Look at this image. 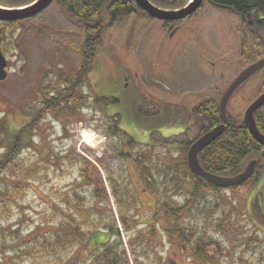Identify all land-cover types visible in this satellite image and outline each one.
I'll list each match as a JSON object with an SVG mask.
<instances>
[{"label":"trees","instance_id":"obj_1","mask_svg":"<svg viewBox=\"0 0 264 264\" xmlns=\"http://www.w3.org/2000/svg\"><path fill=\"white\" fill-rule=\"evenodd\" d=\"M33 1L35 0H0V6L17 8ZM148 1L157 8L168 10L180 8L188 2ZM207 1L214 6L232 8L239 17L244 38L240 50L243 52L246 48L249 52V56L243 61L247 60L251 64L264 57V0ZM52 3H56L61 13L81 28L82 40L76 47L80 65L69 74L56 75L53 85L39 89L34 98L42 103L41 109L30 114L24 125L12 131L0 120V218L4 219L11 216L13 208L20 206V200L31 189L32 184L44 179L45 173L49 174L48 171L44 173L48 170L47 165L53 167L52 162L48 163L47 159L37 153L38 157L35 159L24 156L26 150L36 145L35 137L43 138L39 126H36V116L47 113H51L52 117L61 113L71 115L86 108L85 105L89 103L99 105L104 111L107 103H118L113 98L96 97L92 90L87 92L83 88L93 69V63L97 60V54L104 46L105 31L133 16L153 19L137 6L135 0H54ZM23 21L0 22V46L4 38L21 27ZM243 66L245 65L242 64L239 70ZM257 74L251 76H256L254 87L257 91L262 87L264 90V68ZM241 87H237L233 95ZM221 93L222 90H218L211 99L203 97L186 112V117L181 113L183 109L177 107L179 105L176 101L165 103L168 106H162L163 110L157 113V117L170 115L184 121L192 120L197 128L196 137L180 141L183 147H179L177 156L175 152L168 151L171 143L177 142L176 139H158L157 143L164 145V149L157 148V151L149 150L146 146L138 147L119 125L121 115H107L106 135L119 146L126 144L129 147L131 154L121 151V155L127 154L126 158L132 159L137 177L144 187L160 197V200L156 199L148 215H145L146 222H140L138 214H131V209L137 206V202L129 173L121 174L120 181L115 182L107 174L118 209V220L127 234V251L130 255H127L126 248L120 241L118 228L112 225L115 222L112 211L101 209L108 207V197L102 189L97 170L91 163L78 161L74 154L66 151L57 160L59 163L68 161L71 165H79L80 181L63 194L58 216L47 222L52 228L17 247L12 258L13 264H180L162 251L165 245L168 248L174 244L186 254V260H193L198 264H247L240 256L238 263L232 261L230 256L231 250H234L236 256L239 250L241 254H245V248L250 250V244L254 241L245 232L244 223L250 219L247 208L240 205L241 216H236L237 208L224 203V211L219 215L215 214V209L223 203L221 192L224 189L208 184L203 178L193 174L186 164V152L192 142L222 122L218 110ZM235 114L226 112L227 123L220 136L198 152L203 170L220 176L235 175L243 170L249 160H256L252 175L243 184L228 188L234 195L238 189L258 183L264 175V146L254 140L242 115ZM253 116L257 129L264 134V104L258 107ZM140 159L154 162L142 163ZM86 186L88 193L81 191ZM210 197H214L213 202L216 203L211 201L203 205L204 200ZM201 206L204 208L200 209ZM19 211L21 212L20 209ZM219 211L218 208L217 212ZM261 220L260 223L264 225V218ZM142 227L151 231L150 239L145 237ZM113 234L117 238L112 241Z\"/></svg>","mask_w":264,"mask_h":264},{"label":"rangeland","instance_id":"obj_2","mask_svg":"<svg viewBox=\"0 0 264 264\" xmlns=\"http://www.w3.org/2000/svg\"><path fill=\"white\" fill-rule=\"evenodd\" d=\"M199 6L188 16L189 18L176 21L179 30H172L173 36L168 38L166 35L164 41L161 39L158 41L165 33L163 23L143 16H133L105 31L104 46L98 52L97 60L93 63V69L83 88L87 92L92 90L96 97L113 98L118 100V103H107L104 111L99 105L89 103L85 105L86 108L71 115L61 113L57 117H52L51 113H47L36 116V126H39L43 138L35 137L36 145L26 150L24 156L35 159L38 154L47 159L48 163L52 162L53 167L47 165L48 170L44 173L48 171L49 174L45 173L44 179L32 184L31 189L27 190L20 200V206L12 209L11 216L6 219L0 218V264H13L12 258L17 247L52 228L47 222L58 216L57 211L60 209L63 194L80 181L79 165H71L68 161L59 163L57 160L60 155L66 154V151L74 154L78 161L91 163L97 170L102 189L108 197V207L101 209L112 211L115 220L112 225L118 228L120 241L126 248L127 255H130L127 251L129 250L127 234L118 222V209L107 174L112 176L115 182L120 181L121 174L129 173L131 188L137 202V206L131 209V214L132 216L138 214L140 222H146L145 215H148L156 199L160 200V197L153 195L144 187L130 162L126 164L127 154L122 156L121 151L127 152V148L119 146L102 133L107 115L112 113L123 115L124 121L119 125L131 135L136 129L139 130L140 136L137 139L145 142L151 126L152 130L161 134L165 129L171 128L163 124L161 119L149 124L146 119L149 118L148 115L152 114L155 118L164 106H168L165 103L176 101L179 105L177 107L183 109L181 113L185 116L186 112L203 97L211 99L218 90L223 92L238 74L242 64L249 65V61L242 60L249 56L248 49H244L242 56L238 54L244 39L243 28L231 11L217 8L207 0H203ZM141 26H144L143 34L140 40H136ZM3 28L6 29V26ZM81 40V28L61 13L56 3L50 4L38 15L25 19L19 29L3 39L0 47L8 62L6 69L8 74L5 80L0 81V120L4 121L2 124L8 130L13 131L24 125L30 114L41 109L42 103L34 98L39 89L53 85L56 75L69 74L80 65L76 47ZM196 42L201 43L199 45ZM192 47L194 51L201 47L206 50L212 49L209 50L210 55L206 53L203 55L199 50L200 56L203 55L201 60L204 62L202 63L204 74L198 62L187 59L189 49ZM200 73L203 84L199 87L191 86L188 82L190 75L193 77L198 75L200 78ZM125 74L129 81L126 87L121 79ZM137 74L139 75L135 77ZM255 78L256 76L251 77L241 84L242 87L231 96L226 109L229 114L243 115L244 108L258 96L256 94L261 89L257 91L254 87L257 82ZM226 81L229 82L224 86ZM121 118L122 116L119 120ZM84 130H90L100 137L97 147L89 146L81 138V132ZM196 135V129L192 125L187 131L172 139L192 140ZM181 146L183 147L182 143ZM258 181L238 189L236 195L229 189L222 190L223 203L218 207L220 211L217 212V208L214 212L217 215L221 214L224 203L237 208L236 216H241L240 205L247 208L250 219L248 216L249 221L244 223L245 232L251 235L254 241L250 244V250L248 247L245 248V254H241L239 250L236 256L234 250L230 249L231 259L236 263L239 262L240 256L243 262H248L247 264H264V225L260 223L264 218V175ZM81 191L88 193V187ZM213 200L214 197H210L204 200L203 205ZM141 230H144L146 238H151L150 230L143 227ZM132 232L136 233L134 230ZM11 233L15 235L11 236ZM116 238L117 236L113 234L111 240ZM166 247L167 245L162 249L163 253L172 256L180 264H198L193 260H186V254L176 246Z\"/></svg>","mask_w":264,"mask_h":264},{"label":"water","instance_id":"obj_3","mask_svg":"<svg viewBox=\"0 0 264 264\" xmlns=\"http://www.w3.org/2000/svg\"><path fill=\"white\" fill-rule=\"evenodd\" d=\"M53 0H36L28 6L21 8H3L0 7V22H14L25 18H30L38 15L45 10ZM203 0H189L185 7H181L175 10H166L156 8L148 0H135L138 7L144 10L148 15L154 19L165 20V21H177L192 15L201 5ZM2 51L0 50V81L5 80L7 77V59L4 58ZM264 67V58L259 59L251 65L245 66L229 83V85L223 91L219 99V112L221 116V123L208 130L197 138L189 146L187 151V165L191 172L201 178H203L208 184L215 185L220 188H229L239 186L244 183L253 173L256 165V160L252 159L245 165L242 171L232 176H220L215 175L203 170L198 160V152L203 150L204 147L209 145L217 139L224 125L227 123L226 107L228 98L233 92L243 84L249 77ZM264 104V92L260 94L245 108L243 113V122L247 126L250 134L259 144L264 146V134L260 133L253 119L254 112Z\"/></svg>","mask_w":264,"mask_h":264},{"label":"flooded vegetation","instance_id":"obj_4","mask_svg":"<svg viewBox=\"0 0 264 264\" xmlns=\"http://www.w3.org/2000/svg\"><path fill=\"white\" fill-rule=\"evenodd\" d=\"M214 6V5H213ZM215 7H217V8H220V9H227V10H229V12L230 13H232V15H234V17H235V19H237V21L239 22V17L237 16V15H235V12H234V10L232 9V8H228V7H226V6H215ZM181 21V20H180ZM161 22V21H160ZM168 23H163L162 24V27H164L163 28V30L165 31V33H163V36L161 37V38H159L158 39V41L161 39V40H165L166 39V35H167V37L168 38H171L173 35L172 34H174V33H172V30H174V29H176L175 31H177V30H179L177 27H179L178 25H177V23H175L176 21H167ZM143 29H144V26H141L138 30V34L136 35V40H140L141 39V36H142V34H143ZM168 29H170V31L168 30ZM192 32H194V31H192ZM172 33V34H171ZM183 38V37H182ZM188 39V38H187ZM197 40H199V39H197ZM202 39H200V41H201ZM196 43H198L199 45H200V43L201 42H196ZM204 44H205V42H204ZM188 45V44H187ZM190 46V45H189ZM191 47V46H190ZM199 47V46H198ZM234 49V48H233ZM190 50V53L188 54V58L187 59H192V61H196V62H198V64H199V66H200V69H201V72L204 74L205 72H204V70L202 69V63H204L202 60H201V58H202V56L204 55V53H206V55H210L211 53H210V51L209 50H212V49H210L209 48V50H206L205 48H203V47H201V49H199V50H201L202 51V53H203V55L202 56H200V53H199V50L197 49V50H195L194 51V47H192V49H189ZM231 51V50H230ZM244 52H242L241 50H239V56L240 55H242ZM264 57H260V58H258L257 60H259V59H263ZM212 65V64H211ZM213 66V65H212ZM263 69V68H262ZM261 70V69H260ZM260 70H258L256 73H254L252 76H254L255 74H257ZM139 74H137V75H135V77L136 76H138ZM256 76H259V74H257ZM130 78V77H129ZM198 78H199V76L198 75H196L195 77H193V75H190V79H189V81L188 82H190V85L191 86H195V85H198V87L201 85V84H203L202 82H201V78H202V74L200 73V80H198ZM251 78V77H250ZM121 79H123V83H124V86L126 87L129 83V81H127L128 80V76L125 74V75H122L121 76ZM260 91H264L263 90V87L261 88V90ZM151 101H152V98H151ZM151 105L153 104V103H150ZM122 116V118H121V120L119 121V124H121V122H123L124 121V116L123 115H121ZM120 116V117H121ZM159 116H162L161 114H159ZM148 117L149 118H146L147 120H148V123L149 124H151V123H153L155 120H160V121H162V123L163 124H166V125H168V128H170L169 130H164V133L163 134H161V132H159V131H155V130H152V126L150 127V130L148 131V138L146 139V141L145 142H143V141H140L139 139H137V137L138 136H140L139 134V130H137L136 129V131H135V133L133 134V135H131L129 132H127V131H125L131 138H132V141L133 142H135V143H137L138 144V147H143V146H146V147H148V149L149 150H152V151H155V150H157V148L158 147H161V148H163L164 149V145L163 146H161V144H158L157 143V141L156 140H158V139H160V140H165V139H170V141H171V139H172V137H174V136H178V135H181L182 134V132H185V131H187L188 129H189V127L190 126H194L195 127V129H196V131H197V128H196V126H195V124H194V122L191 120V121H182L181 119H176V118H174L173 116H167V117H157V115H156V117L154 118V117H152V116H149L148 115ZM176 120V121H173V120ZM156 122V121H155ZM106 126H104V128H102L103 130H102V133L104 134V136H107L106 135V128H105ZM122 128V127H121ZM123 129V128H122ZM124 130V129H123ZM165 134V135H164ZM155 139V140H154ZM177 140V142H174V143H171V147H168L169 148V150L168 151H173V152H175L174 154H176V156L177 155H179L178 153H179V147H181V143H180V140H179V138H177L176 139ZM115 141V140H114ZM116 142V141H115ZM123 146L124 147H126L127 148V152L125 151V153H127L128 154V152H129V154H131V151H130V149H129V147L126 145V144H123ZM165 148H167V146L165 147ZM137 149H139V148H137ZM140 161L142 162V163H146V162H154V160H149V161H146V160H142V159H140ZM127 162H130L129 164H131V167H134L133 169L135 170V164H134V162L132 161V159H127L126 160V164H127ZM160 221V220H159ZM172 246H175V244L174 245H171L170 247H172Z\"/></svg>","mask_w":264,"mask_h":264},{"label":"bare ground","instance_id":"obj_5","mask_svg":"<svg viewBox=\"0 0 264 264\" xmlns=\"http://www.w3.org/2000/svg\"><path fill=\"white\" fill-rule=\"evenodd\" d=\"M81 138L91 147H97L100 137H97L92 131L84 130L81 132Z\"/></svg>","mask_w":264,"mask_h":264}]
</instances>
